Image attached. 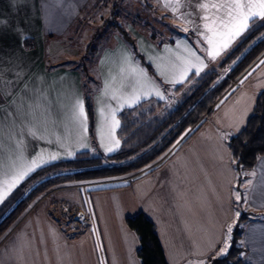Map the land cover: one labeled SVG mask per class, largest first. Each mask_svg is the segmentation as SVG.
Listing matches in <instances>:
<instances>
[{
  "label": "crops",
  "instance_id": "0c3cea01",
  "mask_svg": "<svg viewBox=\"0 0 264 264\" xmlns=\"http://www.w3.org/2000/svg\"><path fill=\"white\" fill-rule=\"evenodd\" d=\"M64 1L68 6H64L65 12L63 6H54L60 5L61 0L45 1L50 25L60 17H67L69 24L78 19L83 21L86 8L94 0ZM154 2V7H162L193 33L192 37H186V32H181L160 46L142 35L132 37L158 82L171 88L187 80L188 77L182 83H171L179 79L177 73L181 58L188 56L187 46L207 65L203 71L215 67L228 49L216 60L207 57L208 46L199 35L204 31L199 18L203 13L196 8L200 0ZM32 4L22 37L13 34L0 37V185L15 174V169L30 164L38 154L49 161L38 167L41 168L72 159L79 152H92L96 147L105 154L114 153L119 147L106 152L101 144L102 137L107 144V128L99 110L104 108L108 116L111 109H116L117 119L123 108L149 98L164 100L165 96L159 84L144 71L147 80L159 87L163 98L153 92L142 95L130 107L124 100L113 99V92L117 96H128L134 86L140 88L138 81L142 78L134 69L143 68L123 41L115 40L103 47L95 61L102 67L103 75L100 89L92 97L94 147L88 129L85 133L73 117V105L77 99H82L75 77L65 69L51 75L53 69L49 73L44 70L43 47L40 50L37 44L54 31L46 30L42 0H32ZM57 12L62 13L56 15ZM187 13L191 15L185 18ZM186 19L192 23H186ZM24 39L31 40L32 47L25 48ZM261 61H264V52L244 70L239 83L229 87L189 139L149 173L125 179L120 185L100 184L90 190L94 191L91 194L89 190L85 193L78 186L67 185L40 196L0 241V264H140L136 256L138 240L124 221L125 217L137 213H143L155 225L168 264H200L201 261L206 264L209 256L218 253L228 236L229 225L233 226L238 218L233 204L235 173L227 140L243 127L258 94L264 91V63ZM150 87L149 84L142 91L147 92ZM33 126L37 130L35 136L29 134ZM51 154L59 158L50 160ZM73 187L79 189L73 190L76 196L64 192L56 199L55 206L45 207L43 223L36 222L37 203L56 191ZM241 187L237 211L249 215L242 224L241 242L246 249L243 259L247 264H264V154L246 173ZM81 196L83 207L78 203ZM57 203L74 209L70 212L75 223L72 227L68 224L69 227L64 228L58 223L61 217L53 211L59 208ZM90 217L92 224L88 225ZM82 232L89 233L87 239L81 237ZM68 233L76 239L70 240Z\"/></svg>",
  "mask_w": 264,
  "mask_h": 264
},
{
  "label": "trees",
  "instance_id": "16d2710c",
  "mask_svg": "<svg viewBox=\"0 0 264 264\" xmlns=\"http://www.w3.org/2000/svg\"><path fill=\"white\" fill-rule=\"evenodd\" d=\"M152 8L155 7L147 2V10L152 11ZM155 10L157 13H161L157 8ZM115 14L114 6L111 14L103 20L102 24L108 25V28L111 27L110 29L120 34V38L130 49L134 59L159 84L166 99L149 98L140 101L133 107L120 110L117 114L120 126L116 130L120 146L114 153L105 154L95 146L93 140L92 96L88 93L83 94L88 135L91 144L96 147L95 150L79 152L72 159L59 160L38 168L22 180L0 203V241L30 206L47 191L69 183L113 182L127 178L153 165L190 131L179 145L180 147L195 132L201 120L212 111L213 106L232 83L264 52V20L256 19L251 23L249 30L219 58L215 68L205 70L199 76L190 73L183 84L168 88L158 82L159 79L138 50L135 40L121 24L116 22ZM157 18L160 22L166 23L165 18L159 16ZM82 22H79V26ZM79 26L78 32L81 28ZM148 29L143 31L146 33V37L151 39L154 31L151 32ZM184 36L192 37L193 33L187 31ZM96 38L97 35L86 45L89 48V45L92 44L90 49L97 54V46L93 44ZM170 40L172 38L165 40L161 36L154 44L160 46ZM23 45L25 48H30L32 42L29 39H24ZM177 95L178 98L175 102L169 105L171 97ZM227 147L231 166L237 175V182L242 184L246 173L252 169L256 159L264 154V91L258 94L252 112L243 127L227 140ZM153 169L155 168L150 171ZM236 187L238 189L237 185ZM240 190L242 192V189ZM248 217V213L241 212L237 218L232 227L227 254L217 256L214 253L207 258L206 264H247L243 259L246 249L242 245L241 236L242 224ZM124 221L138 240L136 256L140 264H168L156 227L151 220L143 213H137L125 217Z\"/></svg>",
  "mask_w": 264,
  "mask_h": 264
},
{
  "label": "rangeland",
  "instance_id": "374dc122",
  "mask_svg": "<svg viewBox=\"0 0 264 264\" xmlns=\"http://www.w3.org/2000/svg\"><path fill=\"white\" fill-rule=\"evenodd\" d=\"M45 1L46 0H42V8L44 11L46 30L54 32L51 33L52 36L45 35V39L43 40V42L40 43L41 47L40 44H37V47L40 50H42L41 48L43 47L42 61L44 62V70L45 72L49 73V70L53 69V72L51 71L50 73L51 75L56 72H59L61 69H65L67 73L75 77V80L77 81L76 85L78 93L80 90V93L82 95L88 93L91 94L92 97L100 89L103 72L102 67L99 65V62H95L97 59V54L90 49V46H92V44L89 45V48H87L88 46L86 44L89 42V40L94 39L95 35H97V38L93 44L97 46L96 49L99 53L103 47L110 45L112 42L114 43L115 40L117 42H122V38H120L121 36L118 32H114L112 29H110L111 27L108 28V25L102 24L103 20L111 14L112 8L114 9V6L116 11V14L114 15L116 22L118 24H121L125 31L133 38L137 35H142L146 37V33L143 30H147L148 28H150L148 30H150L151 32L154 31L153 33L155 35L152 34V36L150 37L151 39L147 37L146 38L150 42L154 43L161 36H163L165 40H168L169 38H173V36L180 35L181 32H187L184 31V29H189L186 24L176 21L169 13L162 10V7L160 6V8L155 6V8H152L153 10L151 9L152 11L147 10V2L153 6L155 3L154 0H94L90 3V7L86 8V15L83 19V22L80 23V26L79 19L74 21L72 24H69L67 22V17H55L56 20L54 19L55 21L50 25V18L47 17L49 13V10L47 9L48 3H46ZM94 3L95 6L93 7ZM54 6H56V8L63 6V12H65V7H68L66 5V1L62 2V0L60 5L56 4ZM156 7L157 10L161 13L156 12ZM61 13L57 12L56 15H61ZM157 16H159L160 18H165L166 23L164 24L160 22ZM78 26L82 28V30L81 28H79V32ZM93 31H95V33L92 34ZM116 46L117 45H114V47ZM72 82L73 81L71 80L70 83L72 84ZM177 98L178 95L176 97H171V100L167 102L169 103V105H171L175 102ZM163 99L165 100L166 97L164 96ZM74 101H76L75 95ZM121 182L124 181H117L115 183H118V185H120ZM67 185L78 186L85 193L89 190L88 194H91L94 191L90 190H92L93 188H98L100 184H90L89 182H81L63 184L60 185V187ZM82 185H85V188H83ZM236 185L238 186V189ZM241 186L242 184H238L237 175H235L233 187V204L235 213H237L238 208L236 194L242 193L240 190L242 189ZM71 189L72 188L67 191H56L51 196L37 203L36 209L34 211V214H36L37 216L36 222L41 224L43 223L45 207L51 205L55 206L56 199L59 198L64 192H68L69 194L70 192H72V194L76 196L75 191L73 190L79 191V189L74 188L72 189V191ZM79 201L80 202L78 203H80V205L82 204L83 207L85 205L83 196L80 197ZM57 204L59 208L56 207L53 211L61 217L58 223H61L64 228L66 226L69 227L68 224H70V227H72L75 223L74 219H72L71 217L72 214L70 212L72 210L74 211V209H72V207L68 208L67 206L62 205L61 203ZM47 216L49 217V215ZM53 223L57 224L55 221H53ZM87 223L88 225L92 224V217L89 218ZM78 228L80 227H76L75 229ZM68 235L70 240L76 239L74 236L72 237L71 234L68 233ZM88 235L89 233L82 232L81 237L87 239ZM224 246L225 242H223L221 248H223ZM220 250L218 251V253L220 252Z\"/></svg>",
  "mask_w": 264,
  "mask_h": 264
},
{
  "label": "snow or ice",
  "instance_id": "6c2138e0",
  "mask_svg": "<svg viewBox=\"0 0 264 264\" xmlns=\"http://www.w3.org/2000/svg\"><path fill=\"white\" fill-rule=\"evenodd\" d=\"M179 3V0H176ZM30 6L32 0H0V37L8 34L22 37L24 31V24L26 19L30 17ZM165 6H168L167 4ZM7 9V12L4 9ZM197 10L200 13V20L203 25L204 31H200L199 35L203 41L207 44L206 54L211 60H216L222 55L230 46L246 33L251 23L257 18L264 20V0H200L196 5ZM191 13L184 14V17L190 16ZM186 23L191 24V20L186 19ZM189 31V29H184ZM188 56L181 58V67L177 73L179 79L172 80L171 83H182L188 77L189 72H194L199 76L207 65L191 46H187ZM264 63V61H261ZM175 68V66H174ZM142 78V81H138L140 88L134 86L132 94L128 96H117L115 92L112 94V98L116 100H124L127 106H131L138 102L142 95L152 94L163 98L159 87L154 82L148 81L143 69H134ZM160 75H165L164 72H160ZM251 73H249L250 75ZM243 82V81H241ZM151 85L147 92H143L142 89ZM106 89L108 85H105ZM123 106V105H122ZM100 115L105 117V127L107 128V144H111L108 147L105 144V138H101V144L105 148L106 152L116 150L120 146V141L115 138V129L120 126V121L116 119V109H111L108 116H105V109L101 108ZM73 117L79 121L84 129L87 131V115L85 113V106L82 99H77L73 105ZM33 128L29 129V134L36 135V131ZM83 146V145H82ZM72 153H69L71 155ZM57 154H51L49 159H58ZM39 154L32 159L30 164L21 168L15 169V174L11 176L0 185V203L11 193V191L30 173L41 165L48 163ZM254 174V173H253ZM241 196L236 194V200L239 202ZM236 216H240V212L237 211ZM232 226L228 227V236L225 240V246L221 248L217 256H223L227 254L230 247ZM200 264H205L201 261Z\"/></svg>",
  "mask_w": 264,
  "mask_h": 264
},
{
  "label": "built area",
  "instance_id": "2783aa9c",
  "mask_svg": "<svg viewBox=\"0 0 264 264\" xmlns=\"http://www.w3.org/2000/svg\"><path fill=\"white\" fill-rule=\"evenodd\" d=\"M240 78L241 76H239L231 85V88L236 86L239 81H240ZM190 132V131H189ZM189 132L187 134H185L184 136H182L165 154H163L159 159H157V161L151 165L150 167L142 170V171H139L137 172L136 174H133L127 178H122V179H118V180H114L113 182L112 181H102V182H94V183H90V184H96V183H99V184H102L103 186L104 185H109L107 183H115L117 181H125V179H132V178H135V177H138L144 173H147L149 172L152 168H156L158 165H160L163 161H165L169 156L172 155V153L179 147V145L182 143V141L184 140V138L189 134ZM81 186V185H80ZM83 188H85V185H82Z\"/></svg>",
  "mask_w": 264,
  "mask_h": 264
}]
</instances>
